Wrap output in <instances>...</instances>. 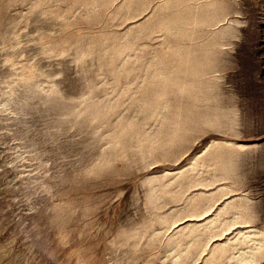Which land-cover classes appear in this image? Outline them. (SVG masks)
<instances>
[{
    "label": "rangeland",
    "instance_id": "1",
    "mask_svg": "<svg viewBox=\"0 0 264 264\" xmlns=\"http://www.w3.org/2000/svg\"><path fill=\"white\" fill-rule=\"evenodd\" d=\"M0 247L264 264V0H0Z\"/></svg>",
    "mask_w": 264,
    "mask_h": 264
},
{
    "label": "bare ground",
    "instance_id": "2",
    "mask_svg": "<svg viewBox=\"0 0 264 264\" xmlns=\"http://www.w3.org/2000/svg\"><path fill=\"white\" fill-rule=\"evenodd\" d=\"M6 248V247H5ZM4 254H5V249H4V247H0V264H3L2 262H1V258L4 256ZM9 264V263H8ZM13 264H16V263H13Z\"/></svg>",
    "mask_w": 264,
    "mask_h": 264
}]
</instances>
